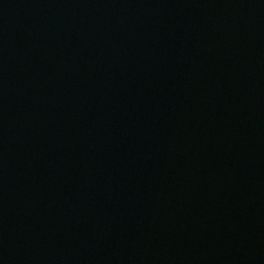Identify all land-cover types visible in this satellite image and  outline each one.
<instances>
[{"label":"water","instance_id":"95a60500","mask_svg":"<svg viewBox=\"0 0 264 264\" xmlns=\"http://www.w3.org/2000/svg\"><path fill=\"white\" fill-rule=\"evenodd\" d=\"M0 264H264V0H0Z\"/></svg>","mask_w":264,"mask_h":264}]
</instances>
